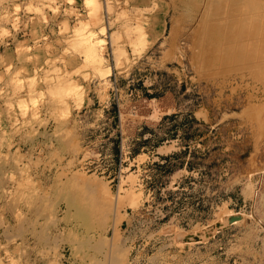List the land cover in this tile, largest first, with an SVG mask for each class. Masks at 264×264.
Here are the masks:
<instances>
[{"label":"rangeland","instance_id":"obj_1","mask_svg":"<svg viewBox=\"0 0 264 264\" xmlns=\"http://www.w3.org/2000/svg\"><path fill=\"white\" fill-rule=\"evenodd\" d=\"M252 3L0 0V264H264Z\"/></svg>","mask_w":264,"mask_h":264},{"label":"crops","instance_id":"obj_2","mask_svg":"<svg viewBox=\"0 0 264 264\" xmlns=\"http://www.w3.org/2000/svg\"><path fill=\"white\" fill-rule=\"evenodd\" d=\"M162 103L160 104L161 109H163V113H166L167 110L169 109H174L175 105L173 102L169 101V97L166 96L165 94L162 97ZM169 153H171L170 148H169V144H163V145H156V146H152L150 150L147 151V157H155V158H160L161 160L165 161L166 158H169ZM156 154V155H155ZM155 155V156H154ZM182 170V167L180 169V171Z\"/></svg>","mask_w":264,"mask_h":264},{"label":"bare ground","instance_id":"obj_3","mask_svg":"<svg viewBox=\"0 0 264 264\" xmlns=\"http://www.w3.org/2000/svg\"><path fill=\"white\" fill-rule=\"evenodd\" d=\"M253 4H254V3L251 4L252 7H253ZM258 4H259V3H257V4L255 3V6H254L253 8H256V7H257L256 5H258ZM261 4H264V3H261ZM261 4H259L258 6H261ZM247 8H248V7H247ZM251 9H252V8H251ZM256 9H257V10L254 9V10H255L254 12L257 11L256 14H255L254 16H255L256 19L258 18V20H259V17H258V14H257V13H259L258 11L260 10V7H259V10H258V7H257ZM94 10H95V9H94ZM254 12H253V13H254ZM260 14H263V12H262V13H259V15H260ZM256 15H257V17H256ZM254 16H253V17H254ZM253 17H252L251 19H253V20L255 21V19H254ZM260 17H261V16H260ZM262 17H263V16H262ZM262 17H261V18H262ZM261 18H260V19H261ZM249 19H250V18H249ZM251 19H250V21H251ZM250 21H249V23H250ZM254 21H252V23H254ZM259 21H260V20H259ZM259 21L256 20L255 22L257 23V22H259ZM260 22H261V23H264V19H263V22H262V19H261ZM247 23H248V22H247ZM252 23H251V24H252ZM256 23H255V25H254V24H253V25H254L255 27L257 26L258 28H260V27H259V24H261V23H258V25H256ZM261 25H262V24H261ZM261 25H260V26H261ZM247 26H248V25H247ZM263 26H264V25H263ZM263 26H262V27H263ZM88 27H89V26H88ZM242 27H243V26H242ZM255 27H254V28H255ZM262 27H261V30L264 28V27H263V28H262ZM258 28H257V29H258ZM255 29H256V28H255ZM263 30H264V29H263ZM242 31H243V30H242ZM253 31H254V30H253ZM257 31H260V30L258 29ZM257 31H256V32H257ZM262 32H263V34H264V31H262ZM257 33H259V32H257ZM260 33H261V31H260ZM249 34H250V33H249ZM235 35H236V34H235ZM241 35H242V34H241ZM241 35H240V36H241ZM259 35H260V34H259ZM259 35H257V36L259 37ZM257 36H256V38H257ZM261 37H264V36L262 35V36H260V38H261ZM238 38H239V37H238ZM256 38H255V40H256ZM144 39H146L145 36H144ZM261 39H262V38H261ZM261 39H260V41H261ZM247 40H248V39H247ZM262 40H263V39H262ZM234 41H235V40H234ZM260 41H259V42H260ZM256 42L258 43L257 40H256ZM262 42H264V41H262ZM245 43H246V41H245ZM254 44H256V43H254ZM143 45H144V43H143ZM242 46H243V45H242ZM245 46H246V45H245ZM255 46H256V45H255ZM255 46L252 47V48H254V50H255V48H257V47H255ZM257 46H258V48H259V45H257ZM262 46H263V45H262ZM231 47H232V46H231ZM260 47H261V46H260ZM258 48H257L256 50H258ZM262 48H263V47H262ZM260 49H261V48H260ZM263 50H264V48H263ZM260 51H262V50H260ZM260 51H258V52H260ZM249 52L251 53V51H249ZM253 52H254V51H253ZM256 52H257V51H256ZM113 53H114V52H113ZM244 53H245V52H244ZM260 53H261L260 55L263 54V52H260ZM247 54H249V53H247ZM113 55H114V54H113ZM252 55L255 56L254 54H252ZM252 55H251V56H252ZM256 55L258 56V54H256ZM95 56H96V55H95ZM121 56H122V53H120V52H116L115 59H116V64H117L116 66H117V67L120 65V62H121V61H120L119 59H120ZM248 56H250V55H248ZM91 58H93V57H91ZM255 58H256V57H255ZM259 58H260V57H259ZM95 59H96V58H95ZM253 59H254V58H253ZM247 60H248V58H247ZM251 60H252V57H251ZM260 60H261L260 62H262V59H260ZM90 61H91V60H90ZM100 61H101V60H100ZM255 61H256V60H255ZM258 61H259V60H258ZM97 62H98V61H97ZM258 63H259V62H258ZM263 63H264V62H263ZM263 63H262V65H263ZM252 64H253V63H252ZM254 64H255V62H254ZM256 64H257V62H256ZM262 67H263V66H262ZM104 69H105V68H104ZM262 72H263V71H262ZM101 73H102V72H101ZM101 73H100V74H101ZM101 76H102V75H101ZM63 175H64V174H63ZM58 177H59V176H58ZM86 180H88V179H86ZM81 183H82V182H81ZM81 183H80V184H81ZM94 183H96V182H94ZM71 184H72V183H71ZM80 184H79V185H80ZM73 185H74V181H73ZM75 185H76V184H75ZM82 186H84V185H82ZM81 188H82V187H81ZM77 189H78V188H77ZM117 200H118V199H117ZM117 200L114 202L115 206L118 205V201H119V200H118V201H117ZM17 220H18V219H17ZM234 220H236V219H234V218L232 217L231 219H229V222L232 223ZM237 220H238V219H237ZM18 221H20V220H18ZM195 241H196V240H195ZM9 263H10V262H9Z\"/></svg>","mask_w":264,"mask_h":264},{"label":"water","instance_id":"obj_4","mask_svg":"<svg viewBox=\"0 0 264 264\" xmlns=\"http://www.w3.org/2000/svg\"><path fill=\"white\" fill-rule=\"evenodd\" d=\"M232 217H230V219H231Z\"/></svg>","mask_w":264,"mask_h":264}]
</instances>
